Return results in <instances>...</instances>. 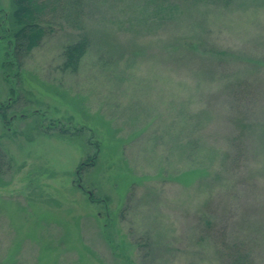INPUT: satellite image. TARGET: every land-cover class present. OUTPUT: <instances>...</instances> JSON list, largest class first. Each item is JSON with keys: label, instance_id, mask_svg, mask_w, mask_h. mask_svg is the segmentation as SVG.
I'll return each mask as SVG.
<instances>
[{"label": "rangeland", "instance_id": "1", "mask_svg": "<svg viewBox=\"0 0 264 264\" xmlns=\"http://www.w3.org/2000/svg\"><path fill=\"white\" fill-rule=\"evenodd\" d=\"M211 1L88 0L15 67L6 18L0 264H264V0Z\"/></svg>", "mask_w": 264, "mask_h": 264}, {"label": "trees", "instance_id": "2", "mask_svg": "<svg viewBox=\"0 0 264 264\" xmlns=\"http://www.w3.org/2000/svg\"><path fill=\"white\" fill-rule=\"evenodd\" d=\"M88 0H10L11 12L7 14V18L13 20L16 24V30L5 31L9 34L6 38H9L1 57L2 67H15L20 61L34 48L38 47L45 37L50 36L53 32V24L58 19L66 21L68 23H75L81 18L83 13V7ZM120 2H137L139 5L141 0H118ZM152 8L157 10H164V13L160 16V21H167V16L170 17L174 13L179 12L178 1L185 0H160L157 4L156 0H145ZM212 2L211 0H197ZM222 5H228L227 2L231 0H215ZM79 28V27H78ZM5 29V30H6ZM80 29V28H79ZM82 30V29H80ZM89 46L87 37L81 36L77 41L67 45L63 49L62 57V69L74 71L86 53ZM187 48L190 49L189 46ZM238 88H235L233 83H230L231 89L241 90L235 96H238V100L244 97L243 87L241 83H238ZM243 94V95H242ZM6 101L3 105H5ZM9 106V105H8ZM6 106V107H8ZM2 106L0 109H6ZM244 117L240 116L236 120V126L243 130L242 123ZM0 122L2 128L8 131L11 121L9 117H6L4 113L0 114ZM8 128V129H7ZM234 244V243H232ZM225 251H228L227 260L225 264H253L251 251L245 247V244L232 245L224 247ZM244 251V252H243Z\"/></svg>", "mask_w": 264, "mask_h": 264}, {"label": "water", "instance_id": "3", "mask_svg": "<svg viewBox=\"0 0 264 264\" xmlns=\"http://www.w3.org/2000/svg\"><path fill=\"white\" fill-rule=\"evenodd\" d=\"M6 18H7V13L4 14V16H3L2 20H1V23H0V27L3 25L4 21L6 20ZM6 31H8V29H6ZM12 99H13L12 97H8L6 99V106H8L11 103ZM14 117H15V115L9 117V121H12Z\"/></svg>", "mask_w": 264, "mask_h": 264}, {"label": "flooded vegetation", "instance_id": "4", "mask_svg": "<svg viewBox=\"0 0 264 264\" xmlns=\"http://www.w3.org/2000/svg\"><path fill=\"white\" fill-rule=\"evenodd\" d=\"M3 16H4V15H3ZM2 106L6 107V103H5V105H3V103H0V108H1ZM1 112H2V109H0V114H2ZM15 116H16V115H15ZM20 116L22 117V115H20ZM14 118H15V117H14ZM14 118H13V119H14Z\"/></svg>", "mask_w": 264, "mask_h": 264}, {"label": "bare ground", "instance_id": "5", "mask_svg": "<svg viewBox=\"0 0 264 264\" xmlns=\"http://www.w3.org/2000/svg\"><path fill=\"white\" fill-rule=\"evenodd\" d=\"M4 104V103H3Z\"/></svg>", "mask_w": 264, "mask_h": 264}]
</instances>
